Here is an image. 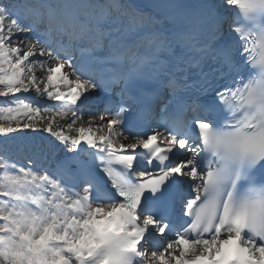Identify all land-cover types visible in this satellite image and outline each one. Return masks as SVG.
Instances as JSON below:
<instances>
[{
  "label": "snow or ice",
  "instance_id": "snow-or-ice-1",
  "mask_svg": "<svg viewBox=\"0 0 264 264\" xmlns=\"http://www.w3.org/2000/svg\"><path fill=\"white\" fill-rule=\"evenodd\" d=\"M0 98V264H264V0H0Z\"/></svg>",
  "mask_w": 264,
  "mask_h": 264
},
{
  "label": "bare ground",
  "instance_id": "bare-ground-1",
  "mask_svg": "<svg viewBox=\"0 0 264 264\" xmlns=\"http://www.w3.org/2000/svg\"><path fill=\"white\" fill-rule=\"evenodd\" d=\"M83 119H84V120H87V119H88V117L85 115Z\"/></svg>",
  "mask_w": 264,
  "mask_h": 264
}]
</instances>
